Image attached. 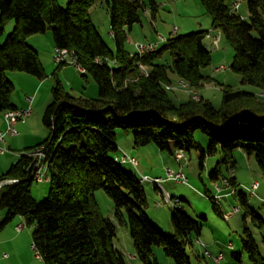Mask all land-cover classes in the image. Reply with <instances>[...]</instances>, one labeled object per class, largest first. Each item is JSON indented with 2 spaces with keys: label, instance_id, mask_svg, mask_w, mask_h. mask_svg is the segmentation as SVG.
Segmentation results:
<instances>
[{
  "label": "trees",
  "instance_id": "16d2710c",
  "mask_svg": "<svg viewBox=\"0 0 264 264\" xmlns=\"http://www.w3.org/2000/svg\"><path fill=\"white\" fill-rule=\"evenodd\" d=\"M244 1L247 20L232 10L228 0H200L211 17V28L233 49L230 69L240 76L241 84L260 93L234 91L225 85L221 106L215 108L203 98L176 103L169 96L173 90L166 89L173 76L193 91L211 81L204 73L212 62L203 42L208 31L170 35L153 53L131 54L124 48L127 33L141 22L140 12L149 7L154 17V0H69L65 8L57 0H0V38L7 23H14L0 44V113L16 109L8 72L46 78L38 52L27 38L47 31L54 46L72 52L75 64L85 70L81 75H90L98 87L97 97L75 96L56 78L52 101L42 115L47 138L24 150L0 174V183L16 180L0 187V217L4 215L0 231L15 217L22 218L32 228L33 250L44 264H126L123 252L112 243L116 226L101 215L94 201V192L102 189L114 203L119 224L128 228L142 264H158L153 246L162 247L176 264H192L190 254L202 224L181 206L171 213L172 235L156 228L144 212L147 200L140 178L124 171L116 160L115 130H131L135 147L153 144L159 151H169L172 142L186 151L199 149L202 161L219 152L210 178L215 182L226 177L220 164L231 170L225 179L236 187L235 196L247 208V196L239 191L234 177V152L240 149L254 155L264 174V0ZM97 4L107 8L115 51L92 21L90 9ZM165 54L169 61L159 62ZM195 131L208 137L206 151L194 141ZM40 146L48 158L49 191L36 201L30 193L33 158L27 153ZM211 194L205 191L223 217ZM253 221L259 227L264 224L254 214ZM244 233L243 252L252 264H264V254L251 232L245 228ZM233 255L239 262L240 255Z\"/></svg>",
  "mask_w": 264,
  "mask_h": 264
},
{
  "label": "rangeland",
  "instance_id": "374dc122",
  "mask_svg": "<svg viewBox=\"0 0 264 264\" xmlns=\"http://www.w3.org/2000/svg\"><path fill=\"white\" fill-rule=\"evenodd\" d=\"M57 1L61 7L65 8L69 0ZM154 1L157 4V11L155 12L154 17L152 16L150 8L147 7L140 12L141 22L135 24L127 33L126 40L124 41V48L129 53H137L135 48L136 43L157 44L156 46L158 49L164 42L159 41L160 37H163L166 40L173 34H186L206 30L210 32V38L205 37L203 42L211 51L212 62L211 65L204 70V73L211 77V81L200 90H195L199 98L201 99L202 97L204 100L211 102L215 108H219L222 103V87L225 85L230 86L234 91L259 92L256 87L241 84L240 76L230 69L234 54L233 49L224 36L219 34L217 30L211 28V17L203 8L200 0ZM234 1L236 0H228V3L232 5ZM238 3L239 9L237 13L247 20L249 14L247 3L244 0H238ZM90 12L92 21L98 28L101 36L109 48L115 51L116 45L110 34V16L107 12L106 6L104 4L94 5L90 9ZM10 25L12 27L8 28ZM13 28V21H9L5 27L4 35L6 36L11 33ZM45 35L51 37V31H47ZM217 36H220L219 43L215 46L213 40ZM0 44H2L1 41ZM47 48V46L42 45L37 51L41 56L43 51L50 53L49 62L44 66V71L46 73L45 79L52 81L54 86L57 78L61 82L64 90L75 96L87 98L98 96V87L90 75L83 77L81 73L70 64L63 66V69H57L58 65L54 62L52 54L53 46L51 45V47H49L51 52L46 50ZM160 61L163 63L169 61L168 55L165 54L159 62ZM221 67L225 70H219ZM144 69L147 70L146 67ZM62 74L72 85H66L64 83V80L61 77ZM14 84V91L11 98L20 99V83L19 81H16ZM172 85L175 86V88L173 91H169V96L174 102H184L192 97L190 93L177 87V83H172ZM27 120L29 121V118ZM115 133L116 144L119 148L117 155L123 156L126 154L133 157L138 164V167L136 168L130 163L118 161L120 162V167L124 171L133 173L139 178L147 176L150 178L158 177L163 180L160 182L159 188H157L152 182L142 183L147 200V207L144 209V212L148 219L162 234H173L171 213L174 207L170 203H165L163 201V195L167 193L172 199L179 198L185 212L194 221L202 224L201 235L198 239L200 242L204 243L205 247L212 255H217L219 253L223 254V259L220 264H252L242 249V239L245 236V228L249 229L256 244L264 254V243L262 241V238H264V224H261L259 227L253 221V214L264 219V174L259 168L254 155L248 156L240 149L234 152L235 166L233 172L236 174L239 191L247 196L248 207L245 208L242 206L235 194L227 198H222L221 209L225 214L231 213L232 208L234 207L239 208V212H236L234 217L227 219L225 217H220L215 212L211 200L205 196L206 190L211 193L213 192L214 182L210 176L220 160L219 152L212 156H206L202 161L200 150L197 148H190L189 151L185 150L184 152L186 154L185 159L178 163L175 159V153H179V151L172 142H170L169 151H159L153 144L135 147L133 144L132 131L129 129H116ZM193 139L199 144L201 149L204 151L207 150L209 139L204 133L201 131H195ZM6 153L8 154V152ZM0 157H2L1 154ZM166 165L169 166L168 170L172 172L182 170L187 178L186 184L174 180L165 181L167 172ZM220 167L222 175L229 178L231 170H227L222 164H220ZM253 182H258L259 184L255 195H251L249 192V187ZM48 191V181H32L30 193L36 201H41L46 198L48 196ZM231 191L232 187L222 190V192H227V194H232ZM94 201L99 208L101 215L111 220L116 226V235L112 239V243L114 247L123 252L125 263L142 264L136 257L133 240L129 234L128 228L118 222L115 215V206L111 198L108 197L102 189H98L94 192ZM3 216L4 215H1V218H3ZM202 216L205 217V220L201 218ZM19 219L20 217H15L8 223V225H15L16 229L18 224H23V230L21 232L16 230V232L23 233L24 237L28 235L31 240L32 228L27 227L23 220ZM18 220L20 223H16ZM229 244L233 245L232 249L228 248ZM30 251V259L32 261L30 264H44L41 259L37 257L36 252L32 249L31 245ZM152 251L158 264H176L170 257L166 256L162 247L153 246ZM192 251L194 253L190 254L192 264H214L211 258L203 256L204 248L199 243H194ZM22 254V249L16 250V257L19 264H26ZM233 254L240 255L239 262Z\"/></svg>",
  "mask_w": 264,
  "mask_h": 264
},
{
  "label": "crops",
  "instance_id": "0c3cea01",
  "mask_svg": "<svg viewBox=\"0 0 264 264\" xmlns=\"http://www.w3.org/2000/svg\"><path fill=\"white\" fill-rule=\"evenodd\" d=\"M11 27L12 26L10 25L8 28ZM4 38L5 35L2 38H0V41L2 43L4 41ZM27 42L29 43L30 46L35 48L36 51H38V49H40L42 45L47 46L48 48L46 50L48 51H50L49 47H51V45L53 46V50L55 47L52 36L49 37V35H45V34L32 35L27 38ZM53 50H52V54H53ZM38 56L44 68L47 62H49L50 53L43 51L42 56L40 54H38ZM60 69H63V66H61ZM7 77L12 82V84H14V82L16 81H19L20 83V91H21L20 99L11 98V102L14 104L16 108L20 109V108H26L28 106V103L25 100L27 96H32L33 101L31 103L32 112L31 115L29 116V121L26 120L25 122H20L16 124L15 129L17 131V135L15 136L8 134L5 135L4 138L5 143L3 144V146L6 149V151L5 153L1 154L2 157H0V174L4 173L12 164L16 163L17 160L19 159L20 154L24 150L38 145L47 138L48 131L45 127H43L42 115L47 105L52 101L51 90L53 88V83L49 79L39 80L36 77L23 72H8ZM61 77L66 85H72L71 82L66 77H64L63 74L61 75ZM172 79H173L172 83L176 84L178 78L173 76ZM94 97L91 96L90 98H94ZM0 131L1 132L6 131V122L3 117V113H0ZM6 152H8V154ZM137 167L138 164L136 168ZM165 167L167 168L166 170L169 169L168 165H166ZM234 176L236 183L238 184L235 173ZM20 219L22 220V218ZM19 220L16 223H20ZM30 245L32 247V238L30 240V237L28 235L24 237L23 233L16 232L15 225L14 226L8 224L5 225L4 228L0 231V264H19V261L17 260L16 257L17 249H22L24 262H26V264H30L32 262L30 259V255H31ZM4 254H7L6 258H3Z\"/></svg>",
  "mask_w": 264,
  "mask_h": 264
},
{
  "label": "built area",
  "instance_id": "2783aa9c",
  "mask_svg": "<svg viewBox=\"0 0 264 264\" xmlns=\"http://www.w3.org/2000/svg\"><path fill=\"white\" fill-rule=\"evenodd\" d=\"M239 9L238 7V0L234 1L233 5H232V10L234 12H237ZM207 38H210V32H208L206 34ZM219 37L220 36H217L214 40H213V44L215 46L218 45L219 43ZM159 41L160 42H163L165 41V39L163 37H160L159 38ZM157 44H153V43H148V44H141V43H136L135 44V48H136V51L137 53H140L141 51H148V53H153L157 50ZM53 59H54V62L58 65V66H65V65H73L80 73H85V70L84 69H81V66L80 65H74L71 63V58H70V51L66 48H59V47H54V50H53ZM96 62L98 63H101L100 60H95ZM109 64V62H108ZM219 70H225L223 67H221ZM182 85V83H180ZM191 94H197V92H190ZM26 102L28 103V106L26 108H16L14 110H7L3 113V117L5 119V122H6V131L5 132H1L0 131V154H3L5 153L6 149L4 148L3 144L5 143L4 141V138H5V135L8 134V135H17V131L15 129V126L17 123H20V122H25L29 116L31 115V103L33 101V97L32 96H27L25 98ZM42 146L36 148L35 150L27 153L29 156H31L33 158V162H32V168L31 170H33V181H37V182H41V181H44L42 176H41V171L36 169V158H37V154L38 153H41V150H42ZM186 157V154H183V153H175V159L176 161L179 163L180 161H182L183 159H185ZM117 160L119 161H125L127 163H130L131 165H133L134 167L137 166V163H136V160L133 158V157H130L126 154H124L123 156H120V157H117L116 158ZM235 177V176H234ZM227 178V177H225ZM225 178H220L219 180L215 181L214 182V188H213V192H212V199L214 201V204L220 209V211H222L221 209V199L222 198H227L231 195H234L236 193V187L234 185H232V194H225L224 192H222V185H223V181ZM168 180H174V181H177V182H180V183H183V184H186L187 182V178L185 177L184 173L182 172V170H179L178 172H172V171H169L167 170L166 172V179L165 181H168ZM140 181L141 182H148V181H163L161 180V178H158V177H154V178H150V177H147V176H142L140 177ZM10 182H16V180H7V181H3L0 183V187L3 186V185H8L10 184ZM258 187H259V184L258 182H253L251 183L250 187H249V192L251 195H255L256 194V191L258 190ZM163 201L165 203H170L173 207H181L182 205L176 203V198L172 199V197L168 196L167 193H165V195H163ZM222 214H223V217L225 218H230L232 216L235 215V212L233 211V208H232V211L230 214H225L223 211H222ZM24 227H22L21 224H18L16 226V230L18 232H21L23 230ZM195 243H199L203 248H204V252H203V256L204 257H208V258H211L212 261L214 262V264H220V262L222 261V258L217 255H212L210 253V251L205 247L204 243L203 242H200L199 239H196L195 240ZM228 247L230 249L233 248V245L230 244L228 245ZM33 248V246H32ZM7 257V254H4L3 255V258H6ZM37 257H40V256H37Z\"/></svg>",
  "mask_w": 264,
  "mask_h": 264
},
{
  "label": "bare ground",
  "instance_id": "6f19581e",
  "mask_svg": "<svg viewBox=\"0 0 264 264\" xmlns=\"http://www.w3.org/2000/svg\"><path fill=\"white\" fill-rule=\"evenodd\" d=\"M238 7H239V3H238ZM219 34H220V32H219ZM145 53H148V51H141L139 54H145ZM70 58H71V63L74 64V65H76L75 64V61L73 60V53L72 52H70ZM112 64H116V61H112ZM81 69H83V68H81ZM180 83H182V85ZM176 86L184 89L188 93L195 92L183 80H179L177 82V85ZM174 88H175V86H173L172 84L166 86V89L167 90H174ZM191 95H192V98L194 100H196V101L199 100V96L197 94H191ZM177 148H178L179 153L185 154L184 153L185 152V147L184 146H180V147L178 146ZM118 157H120V156H118ZM117 161H119V160H117ZM121 162L125 163V161H121ZM36 169H38V170L41 171V176H42V178H43L44 181H48L49 180V177L47 175L48 158H47V155L45 154V152L43 150H41V153H38L37 154V158H36ZM32 177H33V171H32ZM148 182H152L157 188H159L160 187L159 184H160L161 181H148ZM12 183H15V182H10V184H12ZM142 183H144V182H142ZM228 187H231L230 186V183H229V181L227 179H224L223 185H222V190L227 189ZM213 188H214V184H213ZM231 193H232V191H231ZM176 203H178V204L181 205V201L179 199H177V198H176ZM233 211L235 213L236 212H239V208L234 207L233 208ZM21 225H22V227H24L23 224H21ZM36 255L38 256L37 253H36ZM218 256L223 259V254L222 253H219Z\"/></svg>",
  "mask_w": 264,
  "mask_h": 264
}]
</instances>
